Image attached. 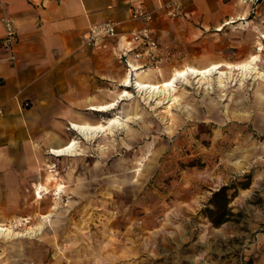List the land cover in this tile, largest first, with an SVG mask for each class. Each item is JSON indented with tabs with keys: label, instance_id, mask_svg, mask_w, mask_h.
<instances>
[{
	"label": "rangeland",
	"instance_id": "obj_1",
	"mask_svg": "<svg viewBox=\"0 0 264 264\" xmlns=\"http://www.w3.org/2000/svg\"><path fill=\"white\" fill-rule=\"evenodd\" d=\"M243 1L230 6L242 13ZM246 17L214 34L213 45L231 62L259 53L264 68V0H252ZM204 37L182 46L163 72L209 61L195 53L211 44ZM240 82H178L181 99L170 109L130 86L132 96L115 112L98 114L133 115L128 126L78 138L82 154L53 155L54 190L42 202L46 212L58 202L53 224L0 237V264H264V79ZM247 173L250 187L230 204L241 215L213 225L201 212L213 191ZM59 184H66L61 197ZM40 213L0 219L25 231L42 221Z\"/></svg>",
	"mask_w": 264,
	"mask_h": 264
},
{
	"label": "crops",
	"instance_id": "obj_2",
	"mask_svg": "<svg viewBox=\"0 0 264 264\" xmlns=\"http://www.w3.org/2000/svg\"><path fill=\"white\" fill-rule=\"evenodd\" d=\"M166 1L0 0V41L5 35L4 17H10L18 31L13 50L0 45L3 218L21 219L39 212L54 216V204L48 212L42 209L43 199L54 190L48 185L55 173L47 168L53 155L58 156L52 149L72 138H82L74 122L96 123L102 119L98 114L115 112L117 108L101 111L94 107L118 100L120 86H125L124 78L130 72L127 61L151 71V79L159 80V71L173 64L182 46L204 34L211 44L195 53L207 56L209 61L192 64L229 61L221 48L213 45L212 37L221 36L227 25L246 19L252 0L240 2L247 6L242 13L231 8L233 0H179L184 13L178 18L165 15L162 6ZM137 4L157 15L152 32L164 48H171L175 54L158 69L135 56L140 45L132 41L131 31L141 25L132 18V7ZM109 19L119 22L118 35L106 47L87 45L84 38L88 27ZM41 186L49 190L42 192L43 198L37 195Z\"/></svg>",
	"mask_w": 264,
	"mask_h": 264
},
{
	"label": "bare ground",
	"instance_id": "obj_3",
	"mask_svg": "<svg viewBox=\"0 0 264 264\" xmlns=\"http://www.w3.org/2000/svg\"><path fill=\"white\" fill-rule=\"evenodd\" d=\"M245 1V0H244ZM243 16V15H242ZM246 16V15H245ZM227 22V21H226ZM227 23H230L228 21ZM245 24H242V26ZM224 26V25H223ZM261 37L264 39V32L261 33ZM260 52L264 51V41L259 43ZM261 57L259 53H253L248 58L237 62H211L205 66H198L195 64H187L184 67H176L172 73L165 75L161 70L159 76L162 77L159 80L151 79V71H143L140 67H134L135 77H132L131 72L124 78V85L118 97L117 101H112L109 104L97 105V110L108 111L109 109L117 108L120 101L125 99V96H132V92L128 89L134 85L137 91L148 100L155 99L156 105H161L165 102L168 103L170 109L174 104L178 103L181 96L177 93L178 82L190 81L191 78L196 79L199 83H207L213 85L217 83L219 87L225 88L231 80H241V85L245 83L249 77H255L256 79H264V68H261L260 61ZM156 69V68H155ZM158 69V68H157ZM164 70V69H163ZM158 77V76H157ZM259 86L257 92L259 93ZM261 95V93H259ZM137 114V113H136ZM133 118V115L122 116L118 112L107 118H102L100 121L93 123L85 121L82 123L74 122L73 126L79 130L82 137L85 139L96 140L104 134H114L119 128L127 127L128 122ZM80 140L78 138H72L67 144L53 148L52 153L58 156H74L84 153ZM66 184H59L55 189L54 194L58 197L62 196L65 191ZM43 191L48 192V189H44L43 186L38 189L37 195L39 198H43ZM58 202L54 205V208L58 207ZM53 213L49 212L42 215V221L36 225L27 226L25 231L18 229L20 223L7 224L0 220V237L5 238H19L24 235H35L37 232L44 230V227L48 222L52 221ZM25 219V218H24ZM22 224V223H21ZM80 230V229H79ZM83 231V230H82ZM85 232V231H83Z\"/></svg>",
	"mask_w": 264,
	"mask_h": 264
},
{
	"label": "built area",
	"instance_id": "obj_4",
	"mask_svg": "<svg viewBox=\"0 0 264 264\" xmlns=\"http://www.w3.org/2000/svg\"><path fill=\"white\" fill-rule=\"evenodd\" d=\"M162 8L165 15L171 18H178L184 13L179 0L166 1ZM132 18L141 21V25L131 31L132 41L140 45V48L135 51V56L144 59L149 66L160 68L174 52L171 48H164L152 32L151 24L155 21L157 15L142 4H137L132 7ZM3 22L5 35L1 39L0 45L13 50L18 39V31L10 17H4ZM118 33L119 22L109 19L91 24L85 33L84 39L89 46L106 47L109 40L116 37ZM127 64L134 78L135 69L128 61Z\"/></svg>",
	"mask_w": 264,
	"mask_h": 264
},
{
	"label": "trees",
	"instance_id": "obj_5",
	"mask_svg": "<svg viewBox=\"0 0 264 264\" xmlns=\"http://www.w3.org/2000/svg\"><path fill=\"white\" fill-rule=\"evenodd\" d=\"M252 177L251 173L244 174L242 178L234 180L229 184H224L214 190L208 202L201 210L202 214L208 217L212 224L217 227L230 221L232 217L241 215V212H238V214L234 212L230 204L238 195L240 188L247 189L250 187Z\"/></svg>",
	"mask_w": 264,
	"mask_h": 264
}]
</instances>
